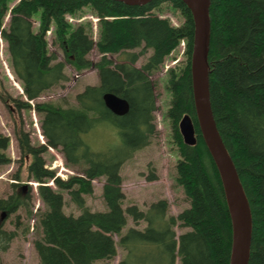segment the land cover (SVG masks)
<instances>
[{
  "label": "trees",
  "instance_id": "obj_1",
  "mask_svg": "<svg viewBox=\"0 0 264 264\" xmlns=\"http://www.w3.org/2000/svg\"><path fill=\"white\" fill-rule=\"evenodd\" d=\"M162 3L181 13L180 25L174 26L154 12ZM84 7L98 17L96 41L90 37L88 25L70 28L65 20L66 14ZM6 10V0H0V35L25 99L8 96L4 102L9 99L18 111L30 109V101L68 80L67 65L77 71L94 68L99 79L97 85H86L77 93L72 106L34 103L33 109L41 115L43 144H32L22 125L14 131L20 166L38 183V195L45 206L37 214L40 237L33 242L39 264H94L117 255V246L123 251L117 264H175L176 259L178 264H228L231 224L220 178L194 110L190 76L193 20L186 5L181 0H152L142 6L111 0H20L10 8L7 26L1 28ZM37 12L39 29L34 31L31 18ZM209 17L211 109L251 210L248 264H264V0H211ZM51 24L61 58L49 50L45 39ZM181 41L185 42L187 62L179 70L167 71L165 85L171 97L166 115L178 152L175 180L189 207L169 215L167 201L159 199L146 210L136 205L123 209L121 167L147 146L156 132L155 83L150 76ZM94 47L100 54L96 62L87 58ZM135 49L139 51L133 52ZM147 51L146 60L135 66ZM110 54L123 57L114 62ZM107 92L128 101L125 115L116 116L104 106L102 95ZM185 114L195 129L193 146L183 143L178 129ZM101 123L115 127L119 140L95 151L84 136ZM8 145L9 137L0 133V165L11 161L5 153ZM48 148L60 149L66 163L78 167L79 174L66 179L55 176L43 158ZM100 177H104L106 210L91 211L84 196L92 193V181ZM12 186L13 193L0 198V215L6 217L22 206L29 211V186L26 194L22 185ZM63 192L80 210L78 215L64 212ZM126 216L135 223L143 221L144 228L129 227L122 233ZM175 227L188 230L176 235ZM15 236L14 230L5 231L0 224V251H5Z\"/></svg>",
  "mask_w": 264,
  "mask_h": 264
},
{
  "label": "rangeland",
  "instance_id": "obj_2",
  "mask_svg": "<svg viewBox=\"0 0 264 264\" xmlns=\"http://www.w3.org/2000/svg\"><path fill=\"white\" fill-rule=\"evenodd\" d=\"M20 0H6L7 10L2 19L1 28H5L10 17V8ZM160 17L167 18L174 26L182 23L183 18L181 13L169 3H162L159 8L154 11ZM33 30L39 29V12L32 16ZM66 22L70 28H75L78 25H85L89 31V35L93 41L98 39L97 23L98 17L89 7H84L81 12H76L75 16L70 17L65 15ZM45 39L47 40L49 50L57 53L59 58L62 57V51L55 43V28L50 25L46 31ZM6 42L0 35V133L9 137V145L5 151L7 157L11 159L10 163L0 165V198H6L13 193V183L26 186V194L29 186V204L28 209L22 206L14 213L6 217L4 213L0 215L1 226L5 231H15L16 236L10 241L8 248L5 251H0V264H39L38 255L34 248V240L40 237V230L36 225L37 214L45 209V206L38 195V183L24 172L20 166V152L17 146V141L14 136V131L17 125H22V128L30 135L32 144L40 145L45 142L41 134L40 122L41 115L34 109L35 102H51L60 106H72L75 104V95L83 90L86 85H97L98 75L94 68H88L81 71L75 70L70 65H67L65 72L68 80L62 85L51 88L44 92L39 98L30 101L31 108L18 111L13 103L6 97L15 99H25L20 82L15 78L9 64V58L6 51ZM135 49L133 52H138ZM165 59L160 69L153 73L150 77L155 83V105L156 110L153 112L155 134L150 140V143L138 150L133 156L127 160L121 167L120 175L122 177V192L124 200L122 208L130 205H136L140 210H146L151 202L159 199H165L168 203V214L177 215L185 208L189 207L188 199L186 198L182 188L176 183L175 165L178 159L176 143L171 134V122L166 115L170 103L171 94L166 88L167 71L170 68L179 70L183 64L177 65L181 56L179 49H174ZM150 51L140 55L135 63L139 67L147 58ZM100 54L94 47L88 54L87 58L96 62L99 60ZM115 62L122 59V55H109ZM86 142L95 151H102L108 146L118 142L119 134L115 127L108 123H101L94 127L84 136ZM46 166L55 172V176L61 179H66L69 176L79 174L78 167L69 166L60 149L48 148L43 154ZM28 161V157H26ZM24 161V160H23ZM20 168V169H18ZM20 170L19 179H14V174ZM155 176L154 179H148L150 176ZM104 177L94 179L92 181V193L85 195V204L91 211H105L106 206L102 197V186ZM48 184L55 188L52 181ZM64 197V212L66 214L78 215L80 210L71 202L68 194L63 192ZM3 215V216H2ZM127 223L122 229L124 233L129 227L144 228L145 223L139 221L135 223L131 217L126 216ZM185 227H175L176 235L187 231ZM116 239V236H115ZM123 251L117 246V255L108 260L95 261L94 264H117ZM175 264H178L176 259Z\"/></svg>",
  "mask_w": 264,
  "mask_h": 264
},
{
  "label": "water",
  "instance_id": "obj_3",
  "mask_svg": "<svg viewBox=\"0 0 264 264\" xmlns=\"http://www.w3.org/2000/svg\"><path fill=\"white\" fill-rule=\"evenodd\" d=\"M111 1L121 2L129 6H142L152 0ZM181 1L190 10L193 20L190 76L196 119L203 142L217 169L230 218L231 244L228 264H248L252 237L251 210L233 160L217 129L209 95L208 52L211 0ZM102 101L104 106L116 116H123L129 110L128 101L114 93H104ZM178 129L185 145L193 146L196 144L195 129L188 114L181 117L178 122ZM22 189L24 192L26 186H23Z\"/></svg>",
  "mask_w": 264,
  "mask_h": 264
},
{
  "label": "flooded vegetation",
  "instance_id": "obj_4",
  "mask_svg": "<svg viewBox=\"0 0 264 264\" xmlns=\"http://www.w3.org/2000/svg\"><path fill=\"white\" fill-rule=\"evenodd\" d=\"M185 45V43H184ZM182 58H180L177 62V65L185 64L187 62V55L185 54V51L181 53Z\"/></svg>",
  "mask_w": 264,
  "mask_h": 264
},
{
  "label": "built area",
  "instance_id": "obj_5",
  "mask_svg": "<svg viewBox=\"0 0 264 264\" xmlns=\"http://www.w3.org/2000/svg\"><path fill=\"white\" fill-rule=\"evenodd\" d=\"M181 45L183 46V43H182ZM182 46H181V47H182Z\"/></svg>",
  "mask_w": 264,
  "mask_h": 264
}]
</instances>
